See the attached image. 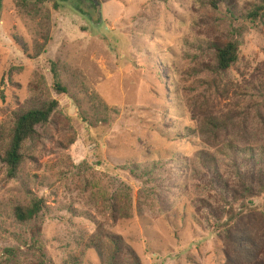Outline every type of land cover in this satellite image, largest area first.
Returning <instances> with one entry per match:
<instances>
[{"label": "rangeland", "instance_id": "374dc122", "mask_svg": "<svg viewBox=\"0 0 264 264\" xmlns=\"http://www.w3.org/2000/svg\"><path fill=\"white\" fill-rule=\"evenodd\" d=\"M93 1L0 0V128L36 95L59 103L17 178L0 164V261L39 264L25 248L32 227L12 212L37 197L47 200L41 240L52 264H105L86 247L95 237L108 248L120 238L138 264L264 263V221L241 218L225 233L227 208L202 178L240 156L227 143L264 146V18L240 20L258 0H231L232 18L201 0ZM230 39L239 61L215 75L213 47ZM55 63L66 95L52 87ZM126 188L131 218L114 222ZM247 206L263 211L264 196Z\"/></svg>", "mask_w": 264, "mask_h": 264}, {"label": "trees", "instance_id": "16d2710c", "mask_svg": "<svg viewBox=\"0 0 264 264\" xmlns=\"http://www.w3.org/2000/svg\"><path fill=\"white\" fill-rule=\"evenodd\" d=\"M16 2L19 0H15ZM25 5H28L31 0H21ZM37 2H54L55 8L59 7V0H36ZM85 1V0H84ZM202 3L214 11H219L220 8L226 7L234 17L235 6L231 0H201ZM89 5L97 4L93 0H88ZM98 3V2H97ZM100 5V4H99ZM240 15V20L251 24L257 23L264 18V0H258L257 3L250 5L244 9ZM14 39L25 50V45L21 44L20 38ZM241 54V45L238 39H230L225 44H215L213 47L214 66L211 68L215 75H223L233 68L239 61ZM53 89L58 94L66 95L68 91L63 85L57 64L52 65ZM59 103L56 100L47 99L41 101L36 95V98L20 105L16 111L12 113L10 121V129L3 130L0 128V164L6 168L8 179H16L25 159L29 158L31 146L41 140L39 129L46 127L52 121L55 114L58 112ZM212 126L215 131L223 129L224 124L213 118H209L206 122ZM204 129H207L203 125ZM202 131V124H201ZM205 134V133H203ZM232 150H238L240 156L233 157L235 162L228 165L224 172L213 168L209 170L207 175H204V187L210 193H214L216 197L226 206L227 222L222 225L225 233H228L229 227L236 224V220L247 218L250 223H255L259 218L264 221V210L259 211L254 206H247L253 198L264 196V146L253 148L246 147L239 149L232 142L227 143ZM28 147V149H26ZM255 155H259L256 158ZM137 166H132L130 173L137 176ZM150 177V172H145L139 175L140 179ZM130 189L123 190L122 196L118 194L112 205L111 214L114 222L119 220H128L131 218L133 202L129 193ZM236 205L240 206V210L236 209ZM205 208L211 218L216 219V223H222L223 216L217 217L214 208L210 204L205 203ZM48 210L47 200L45 198H32L26 205H18L14 208L13 215L16 222L20 225L32 227L30 242L26 243L25 248L30 255L39 259V264H52L49 258L44 253V245L41 240L42 225L45 220V214ZM245 214V215H243ZM251 241H253L251 239ZM109 248L101 244L100 237H95L87 244V249L95 251L101 261L105 264H123L122 257L129 255L132 264H138L136 254L127 248L120 238H114L110 241ZM108 250L107 254L106 251ZM5 255L10 258H15L17 255L16 249H8ZM76 262L81 264V258H75ZM10 264L11 260L2 258L0 264ZM264 264V263H257Z\"/></svg>", "mask_w": 264, "mask_h": 264}]
</instances>
